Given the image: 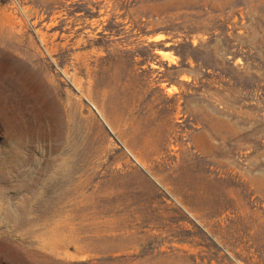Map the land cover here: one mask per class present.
<instances>
[{
    "label": "rangeland",
    "instance_id": "1",
    "mask_svg": "<svg viewBox=\"0 0 264 264\" xmlns=\"http://www.w3.org/2000/svg\"><path fill=\"white\" fill-rule=\"evenodd\" d=\"M0 264H264V0H0Z\"/></svg>",
    "mask_w": 264,
    "mask_h": 264
}]
</instances>
